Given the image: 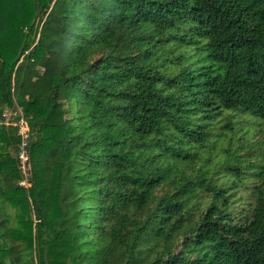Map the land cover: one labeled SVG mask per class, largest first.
Listing matches in <instances>:
<instances>
[{
  "label": "trees",
  "instance_id": "1",
  "mask_svg": "<svg viewBox=\"0 0 264 264\" xmlns=\"http://www.w3.org/2000/svg\"><path fill=\"white\" fill-rule=\"evenodd\" d=\"M235 113L264 122V0H0V264H264V155L207 151Z\"/></svg>",
  "mask_w": 264,
  "mask_h": 264
},
{
  "label": "rangeland",
  "instance_id": "2",
  "mask_svg": "<svg viewBox=\"0 0 264 264\" xmlns=\"http://www.w3.org/2000/svg\"><path fill=\"white\" fill-rule=\"evenodd\" d=\"M41 75V70H35L34 80H37ZM21 116L19 109L5 110L2 114L4 118L3 123L9 125L10 122L16 121ZM231 127V131L227 129H219L226 136L223 141L215 142V136L209 139V147L207 149L214 165H220L227 161L226 149H229V153L237 154L241 157L242 166L244 164L251 163L253 165L258 164L264 155V122L255 118H252L245 113L228 114L224 120ZM214 132H218L215 128ZM18 134V132H17ZM203 151V149H200ZM204 149L203 152H205ZM246 162V163H245ZM232 164V161L229 162ZM22 174V172H21ZM24 183V179L20 182ZM253 180L245 177L240 190L236 193L237 203L235 209L237 212H241L245 205L240 202H246L248 200L246 191L244 189L252 186ZM240 199V200H239Z\"/></svg>",
  "mask_w": 264,
  "mask_h": 264
},
{
  "label": "built area",
  "instance_id": "3",
  "mask_svg": "<svg viewBox=\"0 0 264 264\" xmlns=\"http://www.w3.org/2000/svg\"><path fill=\"white\" fill-rule=\"evenodd\" d=\"M10 125L17 128V132H18L17 135L21 138L18 159L20 161V171L22 172V175L25 177L27 173L26 162L28 161L27 154L25 152V147L27 146V142L30 136L29 128L22 114L16 121L10 122ZM20 185L26 186L25 179H24V183H20Z\"/></svg>",
  "mask_w": 264,
  "mask_h": 264
}]
</instances>
